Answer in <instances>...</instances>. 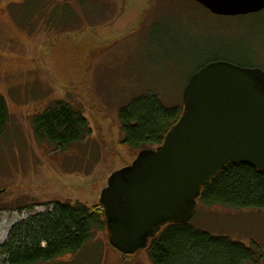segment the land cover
<instances>
[{
  "label": "rangeland",
  "instance_id": "obj_1",
  "mask_svg": "<svg viewBox=\"0 0 264 264\" xmlns=\"http://www.w3.org/2000/svg\"><path fill=\"white\" fill-rule=\"evenodd\" d=\"M218 61L264 72V11L220 17L194 0H0V98L10 116L0 136V245L14 225L53 203L99 205L112 174L139 153L121 145L120 110L147 95L181 107L190 78ZM60 101L92 129L67 152L40 143L33 128ZM190 225L245 245L264 264V211L198 200ZM119 257L100 232L80 253L46 264ZM124 260L151 264L147 250Z\"/></svg>",
  "mask_w": 264,
  "mask_h": 264
},
{
  "label": "water",
  "instance_id": "obj_2",
  "mask_svg": "<svg viewBox=\"0 0 264 264\" xmlns=\"http://www.w3.org/2000/svg\"><path fill=\"white\" fill-rule=\"evenodd\" d=\"M220 17L264 11V0H194ZM184 112L163 145L141 151L112 174L100 206L110 245L124 256L146 250L162 229L189 224L204 186L231 164L264 174V72L212 62L189 80Z\"/></svg>",
  "mask_w": 264,
  "mask_h": 264
},
{
  "label": "trees",
  "instance_id": "obj_3",
  "mask_svg": "<svg viewBox=\"0 0 264 264\" xmlns=\"http://www.w3.org/2000/svg\"><path fill=\"white\" fill-rule=\"evenodd\" d=\"M91 99L94 104L92 95ZM183 112L184 104L167 109L152 95L136 99L119 112L121 145L137 152L161 147ZM9 118L7 103L0 98V136ZM33 128L40 143L54 145L62 152L92 135L88 119L65 101L36 116ZM95 153L93 159L97 163L99 155ZM199 202L209 208L264 211V174L250 165H228L202 188ZM51 206L46 213L33 215L13 226L6 242L0 245V264L50 263L80 253L100 232L107 234L100 204L92 207L53 203ZM108 247L117 256L121 255L116 264H126L124 259L130 256L115 250L109 241ZM146 250L151 264H255L254 252L245 245L199 231L190 223L164 227L150 240Z\"/></svg>",
  "mask_w": 264,
  "mask_h": 264
},
{
  "label": "flooded vegetation",
  "instance_id": "obj_4",
  "mask_svg": "<svg viewBox=\"0 0 264 264\" xmlns=\"http://www.w3.org/2000/svg\"><path fill=\"white\" fill-rule=\"evenodd\" d=\"M236 65V64H235ZM245 68H247V67H245ZM252 69H254V68H252Z\"/></svg>",
  "mask_w": 264,
  "mask_h": 264
},
{
  "label": "crops",
  "instance_id": "obj_5",
  "mask_svg": "<svg viewBox=\"0 0 264 264\" xmlns=\"http://www.w3.org/2000/svg\"><path fill=\"white\" fill-rule=\"evenodd\" d=\"M70 256V255H69Z\"/></svg>",
  "mask_w": 264,
  "mask_h": 264
}]
</instances>
